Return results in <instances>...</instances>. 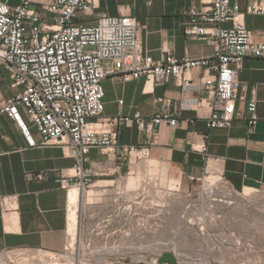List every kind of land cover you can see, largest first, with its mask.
<instances>
[{
  "label": "built area",
  "instance_id": "1",
  "mask_svg": "<svg viewBox=\"0 0 264 264\" xmlns=\"http://www.w3.org/2000/svg\"><path fill=\"white\" fill-rule=\"evenodd\" d=\"M92 5L90 0H52L40 6L31 0L16 5L0 1V67L8 69L12 87H21L3 100L0 113H6L26 130L18 112V106H22L41 136V145L61 146L75 158L70 169L24 172L28 182L53 176L68 196L72 186L83 194L97 173L85 166L91 148L103 153L138 150L148 155L146 146L119 143L123 126L135 125L151 133L160 122L176 123L166 108L150 117L140 111L104 115V78L144 77L147 82L158 83L179 78L182 86L193 85L209 94L206 125L228 128L236 115L238 74L245 59L264 57V43L251 39L238 3L231 0H209L187 11L185 33L211 45L212 59L178 57L163 48L162 57L155 60L140 42L143 25L129 14H102L92 24L74 20L79 15L85 19ZM246 12L264 15V0H253ZM201 66L209 72L195 86L187 73ZM195 103L201 105L203 100L196 99ZM248 110L250 124H254L258 119L254 102L248 103ZM199 151L207 153L206 143ZM219 178L227 181L223 175ZM0 207L2 212L16 209L17 196L0 195ZM68 240L72 235L67 230ZM64 247L69 251L68 243Z\"/></svg>",
  "mask_w": 264,
  "mask_h": 264
},
{
  "label": "crops",
  "instance_id": "2",
  "mask_svg": "<svg viewBox=\"0 0 264 264\" xmlns=\"http://www.w3.org/2000/svg\"><path fill=\"white\" fill-rule=\"evenodd\" d=\"M0 1L16 5L21 0ZM51 1L31 0L35 6ZM90 1L93 4L90 14L85 19L76 16V22L92 24L102 14H129L143 25L140 42L155 60L162 57L163 48L178 57H214L211 45L185 33L189 7L202 6L209 0ZM231 1L238 3L251 39L264 43V15L246 12L253 0ZM208 72L201 66L193 68L187 75L196 86ZM238 79L236 115L228 128H209L206 125L210 112L209 94L193 85L184 87L175 77L162 83L147 82L144 77L130 80L104 78V115H132L140 111L143 116L150 117L166 108L176 118L175 125L160 122L151 133L139 130L135 125L123 126L119 143L146 146L152 159L166 162L174 170L188 175H198L205 168L223 175L234 188L264 186V57L246 58ZM20 88L11 86L8 69L0 67V106ZM196 99H202L203 103L197 105ZM249 102L255 103L258 119L254 124L249 120ZM18 112L26 130L6 113H0V195L17 196L16 209L2 212L0 207V253L22 249L59 252L67 240V191L53 176L28 182L24 172L70 169L75 158L61 146L41 145V136L22 106H18ZM203 143L207 145L206 154L199 151ZM123 153L124 150L103 153L98 148H91L85 166L97 172L93 179L120 173L125 169Z\"/></svg>",
  "mask_w": 264,
  "mask_h": 264
},
{
  "label": "rangeland",
  "instance_id": "3",
  "mask_svg": "<svg viewBox=\"0 0 264 264\" xmlns=\"http://www.w3.org/2000/svg\"><path fill=\"white\" fill-rule=\"evenodd\" d=\"M122 157L123 171L80 191L69 251H4L0 264H264V186L188 175L138 150Z\"/></svg>",
  "mask_w": 264,
  "mask_h": 264
},
{
  "label": "bare ground",
  "instance_id": "4",
  "mask_svg": "<svg viewBox=\"0 0 264 264\" xmlns=\"http://www.w3.org/2000/svg\"><path fill=\"white\" fill-rule=\"evenodd\" d=\"M80 194H81L80 190H78L74 186H72L70 188V190H69L68 227H67V230H68L69 234H71L73 237L75 236V229H76V225L78 223L77 212L76 211H77V202H78V200L80 198ZM77 232H78V230H77Z\"/></svg>",
  "mask_w": 264,
  "mask_h": 264
}]
</instances>
